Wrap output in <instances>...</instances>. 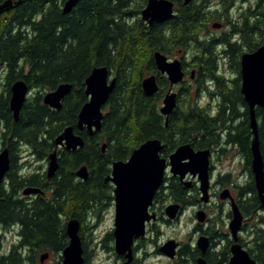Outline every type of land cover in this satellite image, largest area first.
<instances>
[{
	"label": "trees",
	"instance_id": "obj_1",
	"mask_svg": "<svg viewBox=\"0 0 264 264\" xmlns=\"http://www.w3.org/2000/svg\"><path fill=\"white\" fill-rule=\"evenodd\" d=\"M16 1L0 16V144L10 150L8 178L13 192L34 186L50 192V196L37 195L30 202L21 203L7 193L6 187L3 199L1 187L0 226L6 231L18 228L22 234L13 251L5 255V264H39L33 258L21 259L20 248L27 244L34 246L35 251H62L68 244L66 223L71 218L81 223L85 264H91L93 253L85 247V234L92 237L96 226L91 223L92 218L99 217L103 207L113 200V185L105 182L112 163L129 159L133 150L147 139L160 138L172 149L190 141L201 130L213 137L211 130L215 125L223 126L235 119H239V124L228 136L240 142L251 172L249 182L242 188L251 197L242 206L247 215L263 211L251 169L253 134L249 110L243 95L224 83L218 65L221 58L230 57L239 72L241 54L264 44V0H192L188 5L184 0H173L175 16L153 26L141 16L147 0H80L67 14L63 13L65 0ZM236 2L242 10L233 17ZM222 18L227 30L212 33L209 23ZM157 50L169 58L182 52L187 65H200L205 78L218 79L223 104L215 116H209L205 108L190 106L176 110L165 125L157 101L168 81L156 68L153 55ZM96 66H107L117 83L104 109L101 131L89 135L87 129L79 131L77 123L81 107L88 101L85 80ZM146 73L159 74L160 90L153 96L146 95L142 88ZM19 79H24L36 92L27 98L16 121L9 101L11 85ZM66 82L74 86L64 98L62 108L56 110L44 104L43 95ZM236 99L241 102L237 107ZM256 117L264 159V107L256 108ZM68 126L83 136L85 145L75 151L59 150L60 168L49 183L42 165L27 170L29 160L18 162L25 147L35 161L47 160L55 148L54 139ZM103 144L107 147L105 152ZM83 165L89 171L86 181L75 175ZM168 188L167 199L185 207L192 205L199 195L197 186L186 187L177 177L169 180ZM257 224L251 231L248 250L264 264V214H260ZM211 235L213 239L218 237L214 232ZM104 239L114 241L113 233H107ZM224 250L215 252L216 264L227 258L229 251ZM199 255L197 246L182 244L179 264H196Z\"/></svg>",
	"mask_w": 264,
	"mask_h": 264
},
{
	"label": "water",
	"instance_id": "obj_2",
	"mask_svg": "<svg viewBox=\"0 0 264 264\" xmlns=\"http://www.w3.org/2000/svg\"><path fill=\"white\" fill-rule=\"evenodd\" d=\"M80 0H65L63 13H70ZM192 0H184L188 5ZM16 0H6L0 3V16L16 4ZM176 14V3L173 0H147V5L141 12L142 19L153 26L155 23H164L172 19ZM214 28H221L222 23L214 22ZM154 61L159 73L166 74L170 82L164 104L160 108L161 114L166 118L168 124L169 116L177 105V94L172 91L175 84L180 83L185 77L182 60L170 59L162 51L154 52ZM241 78L242 93L247 103L250 114V126L253 134L251 141L252 164L251 169L255 182L256 191L264 210V159L260 149L258 134V120L256 108L264 107V44L256 50L246 51L241 55ZM117 83V78L107 66H96L85 80V94L88 101L83 104L78 114L77 127L79 130L87 129L89 135L101 131L105 116L106 107L112 92ZM73 84L61 83L55 89L43 95L44 104L59 110L62 108L64 98L72 91ZM142 88L146 95L153 96L159 89L157 74H150L143 78ZM31 93V89L24 79H19L11 85L10 109L14 119L17 121L21 110ZM55 149L48 155L47 176L52 178L56 175L60 164L58 147L67 150H77L85 145L82 135L76 133L73 126L66 127L55 139ZM106 144L102 150L106 151ZM164 145L160 138H150L135 148L129 159L117 160L112 163L111 172L105 178V182H112L114 185V249L117 255L125 260L123 264H131L134 261V247L136 240L146 237L147 224L157 219V214L150 209L154 198L160 187L165 184V174L170 166V172L178 176L186 187L192 185L191 180H185L188 174L198 176L200 181L199 189L201 200L205 203L210 200V151H195L190 144L179 146L175 152L167 158L161 156ZM11 168V156L8 147L0 151V187ZM82 180L89 178V171L86 165L81 166L75 173ZM25 195L43 193L37 187H25ZM222 199L231 200L232 219L229 222V229L233 243L231 245V257L228 264H263L251 256L248 249L239 242V233L242 230L244 215L231 195L229 189H224L220 194ZM182 205L172 202L167 205L165 213L170 220L176 219ZM196 218L199 223L206 221L207 215L204 210H198ZM81 223L76 218H71L66 223V232L69 238L68 245L62 252V264H85L84 246L80 235ZM210 239L206 235H200L196 246L201 251L197 264H208L204 255L210 247ZM180 243L176 239H169L160 246V252L169 259L178 255ZM49 257V253H42L40 261Z\"/></svg>",
	"mask_w": 264,
	"mask_h": 264
},
{
	"label": "flooded vegetation",
	"instance_id": "obj_3",
	"mask_svg": "<svg viewBox=\"0 0 264 264\" xmlns=\"http://www.w3.org/2000/svg\"><path fill=\"white\" fill-rule=\"evenodd\" d=\"M222 21H223V18H222ZM222 26L223 27L225 26L226 28L228 27L224 22H222ZM220 29H222V28H220ZM236 41L240 42L239 39H237ZM181 59H182L183 69L185 71V77L180 83L175 84L172 88V91H174L177 94V96H176L177 105L174 108L173 112L170 114V116L172 114H174V112L176 110H183L184 108H188L190 106H197L199 108H205L206 109L205 112L209 116H212V117L215 116L217 111L221 109L222 104H223L222 103L223 96L218 91V85H217L218 79L217 78H210V79L205 78L204 72L200 71V69H201L200 65H197V66L194 65L195 67L192 69L191 72H189L188 65L185 63L183 58H181ZM221 60L224 61L223 64H221ZM218 68L221 70V73H222L221 75H224V76H220V77L223 78L224 83L228 86V88L229 89H235L239 93V95H243V93H242V78H241V56H240L239 72L237 71L238 67L231 61L230 57L221 58L219 60ZM231 73H233V75H236V76L234 78H230L229 75ZM238 73H240L239 87H238V77H239ZM158 75L159 74H157V80H158ZM160 75L166 77L168 84L165 87H163V91H164L163 96H161V98L157 101L159 111H160V108L164 104L165 96H166V94L170 88V82L168 80V76L166 74H162V73H160ZM188 76H190V80L188 79ZM203 98H206L205 104L202 103ZM218 98H220V100ZM243 98H244V96H243ZM240 103H241L240 100L236 99V102H235L236 107ZM246 105H247V103H246ZM170 116H169V118H170ZM165 121H166V118H165ZM238 124H239V119H235V120L231 121L230 123H227L226 125H223V126L222 125L221 126L215 125L211 130V133L214 134L213 137L206 135V134H208V131L201 130V131H199V133L198 132L195 133L193 135V137L190 138V141L184 142L182 144H178L176 147H173L172 149L170 148V146L167 144L166 141H163L161 139L162 143L164 145V148L161 151V156L167 158L168 163H169V156L173 152H175V150L179 146H181L183 144H190L195 151H200V150H209L210 151V164H209V174H210V181H211V184H210V200H211V196H219L220 197V194L222 193V191L224 189L230 190L231 195L234 197L235 201L237 202L238 206L240 207V209L244 215V222H243L242 230L239 233V242L243 245V247L248 249V246L252 243V239L250 241H248V239L245 236L246 235L245 231H247V233H249L247 230L248 229V227H247L248 226V222H247L248 215H247V212L243 208L242 205H246V202L251 197V194H248L247 192H242V188H244L249 181H247L246 185L245 184L244 185L239 184L236 180L235 181L233 180V177H232L233 171L232 170H227V171L223 172V171H220L218 169V166H217V162L223 161L224 159H228V160L234 159L235 160V159L239 158L240 159L239 163H240V165H242V170H243V172H246L248 174V177L250 180L251 172H250V169H249V166L247 163V155L243 151L240 142L233 141L228 136L229 132L232 129L236 128V126H238ZM84 129H86V128H84ZM79 131H82V130H79ZM4 147H7V146H2L1 150ZM60 149H65V148L58 147V155H59ZM47 167H48V156H47ZM47 167L44 168L43 172L46 174L47 183H49L53 178H55L57 176L59 169H58V171L54 177L49 178L47 176ZM8 173H9V171H8ZM8 173L6 174V177L4 178V180L1 184V187H3V190H4L3 194H2L3 199H5V187L7 188V193L9 195H11L14 199H18L21 203H24L25 201L30 202L31 197H35L37 195H42L45 197L50 196V192L43 191V189H42L43 193L25 195L23 193V189L25 187H29V186H25L21 190H16L14 193L12 188H11L12 186H11V182L9 181V178H8ZM169 173L171 174V176L168 175ZM176 177L180 180V178L178 176H174L170 172V166H169L167 168V171L165 174V184H163L160 187V189L157 191L155 198H154V203L150 209L151 212H155L154 207H155L157 202H159L160 200H165V198L167 199L166 196H167V193L169 190V188H168L169 187V180L171 178H176ZM42 178L44 179V176ZM76 178L81 179L77 175H76ZM185 180H187V181L191 180L192 181L191 186H193V185L197 186L198 191H199V195L192 205L198 207V210H201V209L204 210L206 215H207L205 222H203V223L197 222L196 226L194 227V234L197 237V239L200 235H206L210 239L211 245H210L208 251L206 252V254L204 255V257L207 260V263L208 264H216L215 263V256H214L215 252L216 253L221 252L225 249L224 250L225 252L226 251H229V252L228 253L226 252L227 258H225L224 261H222V263H220V264H228L229 259L231 257L230 248H231V245L233 243V239H232V235H231L230 231H229V233L225 234L221 231H217L215 229V227L212 226L213 225V219L210 217V215L208 213V206H209L210 200L207 203H205L201 200V192L199 189L200 181L198 179V176L193 177L191 174H188ZM83 181H85V180H83ZM253 181H254V178H253ZM107 183H110L111 185H113L112 182H107ZM254 184H255V182H254ZM216 186H221L222 191L220 193L218 191H214ZM1 187H0V189H1ZM31 187H34V186H31ZM37 188H40V187H37ZM113 191H114V185H113V190H112V195H113V200H114ZM24 197H28V199L25 200ZM220 199H222V198L220 197ZM222 200H225L224 204L228 203V205L230 207V210L228 211L227 216L231 220L232 219V210H231V204L232 203H231V200L230 199H222ZM167 201H169V199ZM172 202H176V201L171 200L168 204H170ZM167 205L165 206V209H166ZM181 205L183 208H182L179 216L174 220H177L180 217V215L182 214V212L184 211V209L186 208L183 204H181ZM165 209H164V212L162 213V215H160V216L155 212L157 214V219L152 220L149 224H147V234H148L150 228L153 226L152 224H156L160 220H162L166 223H171L174 221V220H170L167 217V215L165 213ZM197 211H196V213H197ZM209 223H210V225H209ZM211 232L217 233L218 237H215L213 239ZM147 234H146V237L136 240V244L134 247L135 258L131 264H137L140 261L138 258V249L140 247H142V243L147 239ZM21 235L22 234L20 233L18 228L11 227L10 230L6 231L3 226H0V259H3L2 264H5V255L11 253L13 251V247L17 243H19V241L21 239ZM6 239H9V241H7ZM197 239H196V242H197ZM177 241L180 243V247H179V249H180L182 246V242L179 241L178 239H177ZM7 242H9V244H7ZM68 243H69V238H68ZM244 244H246V245L244 246ZM5 245H8V246L6 247ZM195 246H196V244H195ZM222 248H224V249H222ZM20 249H21L20 250L21 252L20 253L18 252V253L20 254L21 259L27 258L28 260H31V258H33L36 262L37 261L40 262L39 264H45V261H44V263H42L40 261V256L42 253L48 252L49 257L51 255V253H55L52 250V248H43V249L38 248L35 251L36 248L34 246H31L28 244L26 246H22ZM179 249H178V255L176 256V258L177 257L179 258ZM157 251L160 252V248H158ZM201 255L202 254L200 251V255L198 256V258ZM119 258L122 260H125L122 256H119ZM24 264H31V263H24ZM32 264H38V263H32ZM56 264H58V263H56ZM196 264H197V260H196Z\"/></svg>",
	"mask_w": 264,
	"mask_h": 264
},
{
	"label": "rangeland",
	"instance_id": "obj_4",
	"mask_svg": "<svg viewBox=\"0 0 264 264\" xmlns=\"http://www.w3.org/2000/svg\"><path fill=\"white\" fill-rule=\"evenodd\" d=\"M236 8L233 10V17L238 15V13L242 10L238 7L239 3L236 2ZM214 22L222 23V19H216L209 23L210 31L214 34H219L227 30V28L222 26V29L214 28L212 25ZM220 52V51H219ZM183 56L182 52H177L175 55L171 56L170 59L178 58L181 59ZM182 60V59H181ZM187 62H190V59H186ZM224 61L221 60V64ZM224 66V65H223ZM195 66L193 64L188 65L189 72ZM148 76L146 73L144 77ZM236 75L231 73L229 75L230 78H234ZM190 80V76H188ZM2 86L0 85V92ZM36 90H31L29 96L34 95ZM49 92V91H48ZM28 96V97H29ZM207 98V97H206ZM206 98H203L202 103H206ZM2 144H0V150L2 148ZM21 159L18 161L19 163H23L24 160H29L31 165L27 167L29 169H37L39 165H42L44 168L47 167V160L44 161H35L33 156L30 154L28 148H24L21 152ZM233 159V158H232ZM240 159H224L223 161L217 162L218 169L220 171H233V180L237 181L239 184L246 185L247 181H249L248 174L243 172L242 165L239 163ZM171 176V174H168ZM214 191H218L219 193L222 191L221 186H216ZM213 191V192H214ZM160 200L156 203L154 210L160 216L164 212L165 206L171 201ZM225 200L220 199L219 196H211V200L208 206V213L210 217L213 219V225L217 231H221L223 233H229V222L230 219L228 218L227 214L230 210L228 203L224 204ZM109 202V203H108ZM107 205L103 207L100 216L92 218L91 223H96L95 228L92 230V237L89 238V233L86 232L85 234V247L88 252L93 253L91 264H123L124 260L120 259L115 252L114 248V241L105 240V236L109 232H113L114 230V219H115V206L114 200L108 201ZM198 207L194 205L187 206L180 217L177 220H174L171 223H166L162 220L157 222L156 224H152L153 226L150 228L147 239L142 243V247L138 249V258L139 262L137 264H179V258L169 259L161 252L157 251L158 248L162 244H164L169 239H178L182 242V244L190 243L195 245L197 237L194 234V227L197 224L196 218V211ZM260 214H264V210L258 213H252L248 215L247 222H248V232L245 231V236L250 241L252 239L251 231H254L258 221L260 219ZM165 216V215H164ZM166 217V216H165ZM210 225V223H209ZM9 241V239H6ZM9 244V242H7ZM6 247L8 245H5ZM62 252L58 253H51L50 257L45 260V264H56L59 261H62ZM42 253V252H41ZM61 259V260H60ZM183 264H191L190 262H185Z\"/></svg>",
	"mask_w": 264,
	"mask_h": 264
}]
</instances>
